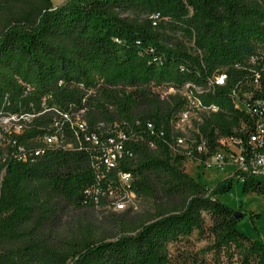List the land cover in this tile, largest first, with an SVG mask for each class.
Returning <instances> with one entry per match:
<instances>
[{"label": "trees", "instance_id": "1", "mask_svg": "<svg viewBox=\"0 0 264 264\" xmlns=\"http://www.w3.org/2000/svg\"><path fill=\"white\" fill-rule=\"evenodd\" d=\"M132 6L167 20L153 26L121 15ZM177 31L192 41L190 49L170 43L168 34ZM262 50L264 0H0V114L29 116L19 133L0 134V264H264V242L245 236L219 198L234 180L244 193L264 196V176H231L207 187L168 145L182 135L172 123L187 104V84L205 90L195 95L204 105L219 108L201 114L189 132L195 145L201 137L208 143L209 152L195 160L208 158L219 137L243 134L250 120L234 100L250 89L249 69L264 65L249 63ZM225 68L226 83L208 90L209 78ZM170 86L177 92L163 95ZM77 112L87 123L79 148L61 117ZM54 122L73 147L23 160L20 148L30 154L41 147ZM117 128L128 134L117 170L132 174L129 191L152 211L127 210L111 238L91 227L58 235L62 202L108 207L84 202L100 150L85 134L102 143ZM194 235L207 244L197 250Z\"/></svg>", "mask_w": 264, "mask_h": 264}, {"label": "built area", "instance_id": "2", "mask_svg": "<svg viewBox=\"0 0 264 264\" xmlns=\"http://www.w3.org/2000/svg\"><path fill=\"white\" fill-rule=\"evenodd\" d=\"M162 20H167L159 12H153L149 15V21L153 26L158 25ZM264 59V50L253 54L249 58L250 64H258L259 60ZM236 68H242L241 64H236ZM227 68L215 73L208 80V90L223 86L227 79ZM251 72L250 89L243 94V97H236L234 106L247 116L250 123L243 128V134L222 136L217 140L216 150L205 160H195L194 154H207L209 151L207 140L203 137L195 145V141L189 137V132L194 129V122L202 121L201 114L216 113L219 108L216 105H204L196 97V94H202L205 90L201 87L187 84L182 90L186 96L187 104L172 123L173 131L181 133L180 136H173L168 145L173 154H181L187 158L203 164L207 170L220 172L231 166L234 168L232 176L242 177L243 174L263 175L264 176V65L259 69H249ZM207 90V91H208ZM177 89L170 86L163 88V95L174 94ZM62 121L65 123L70 132L78 141L79 134L85 133L87 123L81 119L79 112L75 114L62 113ZM29 116L0 114V134L2 131L7 133H19L22 130L21 119L28 120ZM53 132L46 134L42 139V146L37 147L30 154H27L23 148L21 158L28 159L41 156L48 148L62 149L72 148L71 142H66V136L61 129L60 122H54L52 125ZM148 131H154V125H147ZM115 134L105 136V141L101 143L96 133L85 134L86 139L92 144L99 146L100 150L94 159V169L96 172V182L90 188L84 191V202L99 205L102 201L107 206L116 210L125 208L126 203L135 197L129 191V186L133 180L130 172L118 171L117 166L123 157L125 151V142L128 140V134L122 129H116ZM159 135L164 137V132L160 131ZM154 147V144H150ZM113 175L112 183H108L103 189L100 186L104 176Z\"/></svg>", "mask_w": 264, "mask_h": 264}, {"label": "rangeland", "instance_id": "3", "mask_svg": "<svg viewBox=\"0 0 264 264\" xmlns=\"http://www.w3.org/2000/svg\"><path fill=\"white\" fill-rule=\"evenodd\" d=\"M52 1L54 5H62L68 0ZM120 13L135 22H150V10L145 8L126 7ZM168 35L172 44H182L187 49L193 46L192 41L181 31L170 32ZM183 167L188 175L207 187H214L225 178L231 177L234 172V168L231 166L226 167L225 171H210L203 164H198V162L189 158H185ZM219 198L222 203L240 214L238 228L245 236L253 241L264 242V196L251 192L244 193L243 182L234 180L230 190L221 194ZM62 206L61 224L56 230L58 235L69 237L75 232H79L81 228L91 227L98 234L107 238H111L116 234L115 220L119 219L127 210L134 209L139 216H145L153 208L150 201L136 197H131L122 210L110 207L76 208L66 202H62ZM191 241H193L197 250L207 244L204 238H198L197 235H194ZM207 257L210 258L211 255H207Z\"/></svg>", "mask_w": 264, "mask_h": 264}, {"label": "water", "instance_id": "4", "mask_svg": "<svg viewBox=\"0 0 264 264\" xmlns=\"http://www.w3.org/2000/svg\"><path fill=\"white\" fill-rule=\"evenodd\" d=\"M234 216H235L236 218H239V217H240V214H238L237 212H235Z\"/></svg>", "mask_w": 264, "mask_h": 264}]
</instances>
